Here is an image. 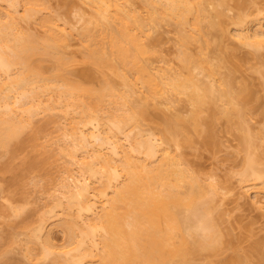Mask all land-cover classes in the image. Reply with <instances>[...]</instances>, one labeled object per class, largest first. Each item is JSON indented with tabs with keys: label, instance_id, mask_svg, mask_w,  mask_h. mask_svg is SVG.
I'll return each mask as SVG.
<instances>
[{
	"label": "bare ground",
	"instance_id": "1",
	"mask_svg": "<svg viewBox=\"0 0 264 264\" xmlns=\"http://www.w3.org/2000/svg\"><path fill=\"white\" fill-rule=\"evenodd\" d=\"M0 1L5 3V9L0 10V192H4L8 199L21 201L15 205L12 204L14 201L6 202L7 214L11 211L17 218L30 212L24 199L28 198L25 197L24 187L29 185L30 175V179H33V172L38 173L44 183L57 181L58 189L63 188L64 194H61L65 196L64 202L55 196L57 198L51 208H43L45 211L40 209L43 214L37 211L34 223L29 219V213L24 219L19 217L24 221L20 219V224L17 222L20 226H17L26 232L27 237L25 241L22 238V242L20 238L18 241L22 244L23 241L27 242V245L36 237L40 240L37 232L49 218L62 214L61 228H64L66 243L58 248L51 243L49 233L45 234L46 237L43 233L44 240L42 245L37 243L41 249H38L39 256H36L41 262L36 257L34 261L43 264L42 260L48 257L51 264H197V259L204 255L202 252L206 256L207 251H218L217 248L223 244V236L217 224L218 210L215 208L214 213L215 205L212 202L220 186L217 188V182L211 180H200L199 173L189 168L175 151L171 152L169 146L190 144L199 132L212 138L216 123L221 118H224L228 128L234 125L245 131L239 137L243 148L247 150L251 144L248 129L243 126L246 114L244 104L250 101L248 98L251 96L248 94L249 88L245 84L233 88L232 77L216 76V67L207 61L203 50L193 53L189 49L195 41L199 45H206L209 27L216 32L224 28L225 24L210 16L206 7L208 0H81L85 6L89 5L88 9L91 7L92 12L88 18H84L86 23L81 28L83 30L77 32L80 36L79 57L65 52L70 35H63L65 27L62 30L55 22L53 13L48 14L50 8L46 12L48 17L44 13L46 17L39 15L46 6L43 1ZM217 1L221 5L225 3V0ZM20 5L22 13L19 12V15L16 13ZM256 7L255 14L262 10L258 9L260 6ZM241 10L231 20L236 26H242L251 13L250 9L249 13ZM222 12L218 9L215 15L221 18ZM21 18L27 21L37 19L44 34L34 36L23 30L19 23ZM206 19L208 23L205 25L209 24L207 28L203 25ZM162 23L175 26L178 41L176 55L180 68L174 70L171 66L169 70H174L172 72L168 71L170 65L162 66L165 69L160 72L151 63L154 58L151 57L156 54L159 57L160 50L155 47L153 38L152 43L147 35L154 25ZM256 27L251 32L249 28V31L239 28L236 34L231 35H235L232 37L237 41L239 39V44L241 42L243 46L263 49L264 29H261V25ZM221 40L217 41L220 46L218 62L226 63L233 54L225 45H220ZM194 69L205 70L202 72L204 75L196 77ZM167 92L188 97L191 107L189 115L186 118H179L178 114L169 116L172 118L163 116L162 126L158 125L157 130L160 132H156L158 135L147 131L144 134L141 132L142 121L150 116L145 109L147 102L151 97ZM218 100L221 102L219 107ZM56 110L62 112L67 121L61 130L57 127L59 129L55 134L54 127L50 128L51 133L46 129L48 125L55 126L53 122L56 118L51 119L47 115L54 118L56 115L53 116V112L56 113ZM40 111H44V116L49 118L45 121L53 124L39 123L41 119L36 121L39 116L36 115L42 113ZM52 132L55 137L51 136ZM120 135L127 139V143L122 144L123 140L120 142ZM42 137L45 140L48 137L47 143L40 140ZM56 137L61 141L53 139ZM49 139L59 142L60 146L56 147L65 157L64 160L59 158L64 163L61 168L58 167L60 154H56L57 157L52 146H49L55 141L50 142ZM79 152L85 154L80 156ZM249 153L244 156L240 180L260 179L259 187L264 190V170L256 167L255 153ZM70 164L73 167L78 164L76 183L67 182L72 174L77 173L72 171ZM55 170L61 173H56V176ZM34 176L39 179L37 175ZM91 179L97 182L91 185ZM52 192L50 190L49 195ZM61 194L59 192L58 196L63 197ZM6 206L3 205V208ZM31 217L34 218L33 214ZM5 222L8 230L16 227L13 222ZM17 229L20 228H16V232L19 231ZM8 230L5 236L2 233L0 236V242L3 240L1 244L4 245L0 249V264L11 263L10 257H6L17 241V237L15 240ZM28 246L22 247V250L25 249L23 252L26 251L28 256L32 252L35 254V251L31 252L33 248L30 249L34 245ZM263 247L264 241H258L249 251L242 250L241 253L238 249L229 262L264 264ZM198 263L213 264L210 260Z\"/></svg>",
	"mask_w": 264,
	"mask_h": 264
},
{
	"label": "rangeland",
	"instance_id": "2",
	"mask_svg": "<svg viewBox=\"0 0 264 264\" xmlns=\"http://www.w3.org/2000/svg\"><path fill=\"white\" fill-rule=\"evenodd\" d=\"M41 1H43V3L48 8L45 6L44 8L46 11L43 8V10H41L39 12V15L40 16L42 15L41 17H44L47 14L46 12H48V10L50 8V10H49L50 12H48V14L52 15V13H53L52 16H54V20L56 19L55 22H57L58 25H60L62 27V30H63V27H65L64 28L65 31H64L63 35L64 34H65L64 36H67V34L70 35V36H68L69 38L67 37L68 41L66 39L68 44H67V49L65 47V52H67V53L69 52L68 55H73L74 57H79V55L81 54V51L79 49L80 36L78 33H80V31L83 30L81 28H84V24L86 23V22H84V18L85 17L88 18L91 15V13H90V12H92L91 7L89 8L90 9L89 10L88 9L89 5L86 4V6H85V2L82 1L83 2L82 3L81 0H41ZM253 1H255V2H253ZM1 2L2 1H0V10H4L5 9V5H4L5 3L3 4V2L2 3ZM210 2L208 0V4H206V7L209 11V14L212 17V19H214L216 21L219 20L220 23L222 22V24H225V25H223L224 33L222 32L223 30L220 32L219 31L216 32L214 29L211 30V27H209L210 28V29H208L209 34L206 35L208 37V42L204 46H203V44H201L203 46V49H202L201 45H199V42H197V41H195L193 45L190 44L189 49L193 53L194 52L199 53V51L203 50L205 52L204 54H206L205 56H206L207 61L212 66L215 65L216 72H217L216 76H218L220 78H226L227 75L232 77L231 78V80H232L231 85L233 86V88L236 89L239 86H241L242 84L243 85L245 84L244 86H247V88H249L250 93H248V94L251 96H250V98H248V99H250V101H248L246 104H244L245 105L244 111L246 112V114L244 117L243 126L248 129L247 132L249 133L250 138L252 136L251 140L249 138V143H251L250 147L247 148V150L250 153L247 152L246 147L243 148V146L241 145V142H239L240 141L239 137L241 135H243L245 133V131L243 129H240L237 126H234V125L229 126L231 128H228L224 118H221L217 121L216 126H215L214 136L212 135L213 139L211 138V136H209L207 138L206 137L207 134L205 136L203 132H202V134H201V132H199V134L197 133L194 135L195 132L193 131L194 141L192 140L191 141L192 143H190V144L184 143L180 147H175L174 145H171V144H169V146L171 148L170 149L171 152L175 151L174 153L180 155L181 158L184 159L185 163H187L189 168L193 169V171L196 172V174L199 173L198 176L199 177L201 176L200 180H202V181L205 180L204 182H208V180H211L212 182H217V183H215L217 188H218V186H220L217 189L219 191V193L216 190L218 195L217 196H216V194H214L215 196L213 195V199H214V197H215V199L213 200L212 203H214V205H215V207L213 205L214 213L216 210L220 211L219 213H218V211H216V213L218 214V217H219V218L217 217L218 221H217V219H216V221H217V224L219 225L218 226L219 230H221L220 231L221 235L223 236V237L221 236L223 238L222 239L223 244H221V246L219 245L220 248L219 249L217 248L218 251H216V252L212 251L210 253L207 251L206 256H205V252H202V254H204V255L201 254L202 256H200V258L197 259V264H199L198 262H201V260H207V261L210 260L213 264H230L229 259L231 257L233 258V256L235 254H237L238 249L241 250L240 251L241 253L243 252L242 250H245V251L248 250L249 251L251 249V246L255 242L264 241V192H263L264 190H262V188L259 187L260 186V184H259L260 179L259 180L253 179L254 181L252 179H249L250 181H247L244 179L240 180L241 179V169H242V166L244 165L243 164L244 156L247 153H249V154L252 153L251 155H254V153H255L254 156L258 157V158L256 157V159H257L256 167L260 166L259 169L264 170V130H263V128H264V89H263L264 88V86H263L264 85V79H263V76H264V74H263L264 73L263 72L264 71V47H263V49H262V47H260V49L256 48L257 49L256 50V49H254V47L252 49L251 48L252 46L250 47L249 45L243 46V44H241V42H240V44H241L240 45L238 42L239 39L237 41L236 38H234L236 36L231 35L234 32H235L234 34H236V31L239 28L240 29L241 28L246 29V30H248L247 28H249L250 31L249 30L248 31L251 32V30L254 31L257 28L256 26L261 25V29L262 28L264 29V12H263L264 11V7H263L264 6V0H244V1L243 0H225V3L222 5L217 0H213V1L210 0ZM216 2H218V4ZM250 2L253 4H251ZM239 5H241V6H239ZM253 5H254V7L257 6L256 8H258V6H260L258 9H262L263 11L262 10L259 11L258 9H256L259 11V13H256V14L253 13V12H255V8L253 7ZM2 6H4V8ZM248 6H251L252 9L249 8ZM238 7L239 8L241 7L240 10L243 9L244 12L241 10L243 13H245V10L248 11V13L251 10V13H250L248 20L244 24H242V26L237 25L239 27H237L236 24L232 22L233 21L232 19L233 18L235 19V17L237 16L236 14H238L239 13L238 11H240L238 9ZM243 7L246 9H244ZM1 8H3V9H1ZM218 9L222 10L223 11L222 13H224V14H222L221 18L215 15L216 10H218ZM17 11L18 12L16 14H19V12L22 13L21 12L22 11L21 5L18 6ZM242 12H240V13H242ZM42 13H44L45 15L43 16ZM46 16L48 17V15H46ZM251 16H253V18L254 19L256 18V19L254 20ZM250 17L252 18L251 21L249 20V19H251ZM57 18H58V21H57ZM21 19L24 22L22 20L19 21L20 27L22 29L24 27L23 30H25L26 32H30V34L32 33V34H34V36L35 35L38 36L42 33L44 34V30L42 29L43 27H41L40 24L38 25L39 22L37 21V19L33 18V19L28 20V21L24 20V18H21ZM86 20L87 19H85V21ZM205 23L206 24L208 23L207 19L203 23L205 28H207L209 26V24H208V26H206ZM162 24L163 25L159 24V26H157L158 24L154 25L149 30V32L151 31L150 36H149V32L147 35V38L151 39V40L150 39H148V40H150L151 42H152V38H153V42L155 44V47L160 50V51L158 50L159 52H161V53L158 52L159 57H156V56H158L157 54L151 57V59L154 57L151 60L152 61L151 63L153 66L155 65L154 67L157 68L158 71H160V72H161V70L165 69L162 67L165 65H168V66L170 65L169 67L166 66V67H168V71H170V72H172L176 69L179 70L180 67L178 68V66L180 65V63L178 62L177 55H176L177 54L176 51L178 49V47H177L178 44H176V43H178V41H177L176 31L174 29L175 26L173 27L174 24L169 25L168 23H162ZM243 25H246V26L244 27ZM66 29H67V31H66ZM42 30H43V32H42ZM219 30H221V28ZM232 36H234V37H232ZM221 38H222V40H221ZM154 39H155V41H154ZM219 39L221 40L220 41L221 44H220V42H219V44L225 45L227 47L228 51L230 50L229 51L230 54H233V56L229 57L230 59H228V58H227L228 60L226 59L227 60L226 63L222 62V61L220 62V60H219L220 65L218 62V59H219L218 56L220 53L218 48L220 46L217 45V41ZM196 44H197V46H196ZM198 45H199V47H198ZM225 46H223L224 50H226ZM176 47H177V49H176ZM197 47H198V49H197ZM194 50H196V51H194ZM256 51H257V53H255ZM160 54L161 55L163 54V56H162L163 60L161 59L162 57H160L161 56ZM175 56H176V58H175ZM158 58L161 59L162 61L159 60ZM165 62L166 63L168 62V63L166 64ZM217 62H218V65H217ZM163 63H164V65H163ZM171 66L173 68H171ZM169 68L174 69V70L171 71V69L169 70ZM203 69H205V68H203ZM203 69H201V70L194 69L193 72L196 73V75H197V76L196 75L195 76L200 78V76H202V74L205 71ZM198 71H200V72H198ZM155 72H157V70ZM165 93H163V95L161 94L162 96H160V94H158L159 96L156 95L155 98L151 97L149 99V101L147 102L146 107H148V108L145 107V109H146L147 113L150 114V116L148 117L149 120L147 119L148 121L147 120L142 121L143 127L140 125V128L141 127L143 128V130L141 128V132H143V133L145 132L144 134L154 133V134L158 135L156 132H160L157 130H159V126L160 127L162 126L160 123H163V120H162L163 116L164 117L165 116H168V117L172 116L173 117L176 114H178V117L182 116V117L186 118V116L188 114V110H189V108H191L190 107V101L188 102V100H189L188 97H186L185 94H175L173 92L172 93L167 92L168 94H165ZM137 95H139V94H137ZM137 97H135V99ZM152 99H153V101H152ZM218 101L217 102H218V107H219L221 105L220 104L221 102H220V100H218ZM57 111L58 110H56V113H54L55 110L53 112V116L56 115L54 118H52V116L47 115V117H49L51 119L56 118L55 122H53L55 126H52V125L49 126L47 124L49 126V129H48V126L46 125L47 126V129H46L47 132L51 133L52 130L50 128L54 127L53 130L56 134V131L58 132V129H59L57 127H60V130H61V127H63L66 124L67 120L64 117V115L62 114V112L60 113V111H58V113H57ZM40 112H42V113L37 114L36 117L38 115L39 116L35 120L37 121L38 119H41L42 121L38 120L39 123L40 122L44 123V122H46L45 120L48 121L49 118L44 116V114H46V113L44 111H40ZM47 113L49 114V111ZM59 113L61 115H63V117H61V115ZM40 114H42L43 116ZM50 114L52 115V112ZM57 114H59L58 117H57ZM40 116L44 118V121ZM206 116H207V113H206ZM152 117L154 118V120ZM172 117H169V118H172ZM58 118H59V120H58ZM165 118H164V120H165ZM62 119L64 121H62ZM56 121L58 124L56 123ZM58 121H60V122H58ZM46 123H50V122H46ZM53 123L51 122L50 124H53ZM59 124H60V126H59ZM155 124H157V125H155ZM55 127L57 128V130L55 129ZM146 131H147V133H146ZM54 132H52V134ZM189 133H192V131L188 132V134ZM55 134H53L51 136L55 137L56 136ZM48 135H49V133H48ZM193 135L191 136L192 139H193ZM249 136H247V137H249ZM42 138H43V140H42ZM42 138L40 139L42 142L48 140V137L46 138V140L44 139L45 137H42ZM49 138H51L50 135H49ZM124 138H123V136L120 135V142L122 140L124 142V143L121 142L122 144H125V142L127 140ZM53 139L59 140L57 137L53 138ZM208 139H209V141H208ZM49 141H50V139H49ZM52 141H55V140H51L50 142H52ZM60 141L61 140H59V142ZM59 142L55 141V142L50 143L53 145L49 144V146H52L51 149L52 150L54 149L55 155L60 154V151H58L59 148L57 149V147L60 146V145H58ZM45 143H47V141ZM102 150H105V149L103 148ZM56 152H58V153H56ZM79 153H80L79 154L80 156H83V154H85V152L84 153L79 152ZM58 155H56V156L58 157ZM62 156L60 154L58 159L61 157L60 159L64 160L65 157L63 158ZM60 159L58 161V162H60L58 167H60L61 165L64 166L63 165L64 163L61 162ZM70 165H71L73 172L78 171L77 170L78 164H77V166L74 165V167L72 164H70ZM75 167H76V170H74ZM55 171L56 172L54 174L56 175L57 170H55ZM60 171L62 172V169H60ZM72 171H71V173H73ZM58 172H59V170H58ZM33 173H34V175H37V176L39 175L38 173H35V172H33ZM33 173H31L33 179H30L31 178L30 177L31 175H30L29 181L27 182V183H29V185L27 184L25 186L26 188L24 187V189H26L25 194H27V196L25 195V197H28V198H24V199L28 202L27 206L30 207V208H27V211L30 210V212H28L29 214L28 213H26V214L29 215V219L31 218V220H33L37 217L38 214L36 212L39 211L40 209L43 211L44 209H49L48 207L53 206L52 203H54V201H56L57 197H60L61 199L60 198L59 199L62 200L63 202L65 200V196L62 195V194H64V192H62L64 190H63V188L58 189L59 186L56 184L57 181L52 180V181H50L51 183L49 182L47 184V183H44L45 181L43 178L41 181V178H39L40 175L38 176V178H39L38 180H40V181H38L36 179L37 177L35 178ZM60 173H57V175ZM63 174H64V169H63ZM74 174L71 175V179H73V178H75V179H73V181L71 179H68L70 181H67V182L76 183V182H74V180H76V178H77L76 174H78V172L74 173ZM73 175L76 177H74ZM263 175H264V173H263ZM207 176H209V177H207ZM89 182L91 185H94V182H97V181L94 179V181L92 182V179H91V180H89ZM46 185H48V186L51 185L52 187L51 186L46 187ZM72 185H74V184H72ZM60 187H62V186L60 185ZM71 187H73V186H71ZM52 189H53V192L55 190V192H54L55 195H53L54 193L52 192ZM56 189H57V191H56ZM50 190L52 192L51 195L53 196V199H51L52 196L49 195ZM59 192H60V194L62 192L61 195L63 197L58 196ZM0 193H2V191ZM2 194H0V205H2V209H1L2 212L0 214V229H1L0 230V236H1V233H2V235L4 234V236H5V233L9 229V228L7 229L6 226L4 225L5 221H7L11 224H12V222H13V224H16V227L14 226L15 228H11L12 230H8V232L11 231V233H13L12 235L14 236V239H15V236L17 237L16 238L17 241L15 242L17 245L14 243V246H12L13 248L11 247V251L9 250V253L7 252L9 256L7 255L6 258L9 259L8 257H10L9 262L12 260L11 263H8V264H18V263L19 264L20 263L21 264H40L41 259H39L40 262H38L39 260L37 257L39 256V252H40L39 250L41 249V245H42L41 242L44 240V239L42 240L43 233H44L45 237H46L45 234L49 233L48 237H50L51 243L54 246L55 245L58 246V248L61 246V244L63 245L64 243H66L65 241L67 238H65L66 237L64 234L65 232L63 231L64 228L63 229L61 228V226H62V224H61L62 223V221H61L62 220V214H59L61 217L59 215L58 216L55 215V217L53 216L45 222V224L43 225L44 227L39 231L41 234L40 236H39V232H37L38 239H40L41 241L40 240L38 241L36 239L37 238L36 237L35 240L37 242L33 239L34 241L32 240V242L25 245V243H27V242L24 243L25 238L27 237V235L25 234L26 232L24 233V230H22L21 227H18L17 225L20 224L21 218L24 219V216H28V215H26L24 213V215H22V216H17V218L21 217V218L17 219L16 216H14L10 213L11 212L10 211L8 213L9 214V216H8L7 212L9 210L6 209L7 208L6 202L12 203L14 201V203H12V204L15 205V203H20L21 201L15 199V198H14L15 200L8 199V197H6L4 194L3 195ZM4 196L6 199L4 198ZM48 196H50V198ZM55 196H57V197H55ZM3 205L6 207L3 208ZM0 208H1V206H0ZM215 208H216V210H215ZM4 210L6 211V213ZM31 210H33V211H31ZM41 210H40V212H42ZM56 210H58V209H56ZM10 214H11V216H10ZM32 214H33L34 218L31 217ZM41 214H43V212ZM219 214L221 216H219ZM12 217H13V220H12ZM14 217H15V219H14ZM7 218H9V219H7ZM27 219H28V217H27ZM29 219H28V221H30ZM21 221H22V219H21ZM34 221L35 220H33L32 222L34 223ZM17 222H19V224ZM16 228H20L22 231H20V229H17L19 231L16 232ZM14 234H16V235H14ZM2 238L5 239L7 237L2 236ZM18 238H20L19 241H21V242L24 239V241H23L24 245L18 241ZM21 238H22V240H21ZM1 242L3 243V240ZM1 242H0V245H1L0 249H1V247L4 246V245L2 246ZM17 242H19L22 246ZM37 243L41 244L40 247L37 245ZM28 245H30V246L34 245V247L33 246L30 247ZM20 246H21V248H20ZM27 246L30 247V249L33 248V249H31V252L35 251L34 253L36 255L32 254L33 253L32 252V253H29L30 255L28 256L25 253L26 251L23 252L25 250L24 248ZM249 246H250V248H249ZM22 247H24L23 248L24 250H22ZM263 249H264V247H263ZM36 251H38V253ZM28 252L29 251L27 249V253ZM24 253L27 255V258L29 257V259L26 258V255ZM208 254H209V256H208ZM30 256H31V260L33 259L32 260L33 262H35L34 259L37 256L36 259L38 261L36 260V262L33 263L32 261H30ZM254 257H255V255H254ZM46 259L42 260L43 264H48V262L50 261V259L49 260L48 259L46 260ZM253 260H254V258H253ZM255 260H256V257H255ZM49 264H51V261L49 262Z\"/></svg>",
	"mask_w": 264,
	"mask_h": 264
}]
</instances>
